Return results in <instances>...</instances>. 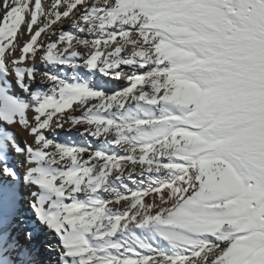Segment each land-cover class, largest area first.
<instances>
[{"label": "snow or ice", "instance_id": "6c2138e0", "mask_svg": "<svg viewBox=\"0 0 264 264\" xmlns=\"http://www.w3.org/2000/svg\"><path fill=\"white\" fill-rule=\"evenodd\" d=\"M0 264H264V0H0Z\"/></svg>", "mask_w": 264, "mask_h": 264}, {"label": "bare ground", "instance_id": "6f19581e", "mask_svg": "<svg viewBox=\"0 0 264 264\" xmlns=\"http://www.w3.org/2000/svg\"><path fill=\"white\" fill-rule=\"evenodd\" d=\"M67 23V21L65 22V24ZM26 32V29L24 30ZM27 35L24 37V39H27ZM18 54V53H17ZM38 60V59H37ZM39 61V60H38ZM39 65V62L37 63ZM14 128L16 129V131L18 132V139L23 138V140L27 141L28 143H32L33 141V137L23 128H21L19 125H15ZM21 159V158H19Z\"/></svg>", "mask_w": 264, "mask_h": 264}, {"label": "rangeland", "instance_id": "374dc122", "mask_svg": "<svg viewBox=\"0 0 264 264\" xmlns=\"http://www.w3.org/2000/svg\"><path fill=\"white\" fill-rule=\"evenodd\" d=\"M65 27L67 28V23L65 24ZM37 59L39 60V58H37ZM38 60H37V63L39 62ZM19 158L23 159L22 157H19Z\"/></svg>", "mask_w": 264, "mask_h": 264}]
</instances>
